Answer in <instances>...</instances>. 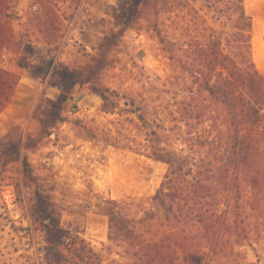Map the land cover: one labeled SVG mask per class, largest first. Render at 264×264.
<instances>
[{
  "label": "rangeland",
  "instance_id": "1",
  "mask_svg": "<svg viewBox=\"0 0 264 264\" xmlns=\"http://www.w3.org/2000/svg\"><path fill=\"white\" fill-rule=\"evenodd\" d=\"M3 2L0 70L20 79L0 114V264H47V222L36 214L38 193L48 197L64 230L101 252L108 242V204L147 201L169 171L147 157L148 128L139 116L152 128L153 122L172 126L165 120L197 90L191 61L177 50L186 41L179 22L192 21L194 10L202 17L211 10L205 0ZM244 6L253 20V59L264 75V0H245ZM164 22L170 57L163 51ZM183 48L188 55V46ZM57 67L94 72V84L118 93L117 108L104 111L86 76L64 107L65 122L43 136L39 121L47 104H38L43 94L49 100L60 94L52 87ZM183 130L167 132L163 146L190 156ZM235 251L242 255L224 264H264L258 245Z\"/></svg>",
  "mask_w": 264,
  "mask_h": 264
},
{
  "label": "trees",
  "instance_id": "2",
  "mask_svg": "<svg viewBox=\"0 0 264 264\" xmlns=\"http://www.w3.org/2000/svg\"><path fill=\"white\" fill-rule=\"evenodd\" d=\"M205 1L210 14L202 17L194 10L192 21L180 17L179 22L190 53L181 41L177 50L191 61L197 90L165 120L172 126L153 122L157 126L152 128L139 116L148 128L147 157L169 166L161 187L147 201L128 198L108 204V242L101 252L64 230L48 197L38 193L36 214L47 222V264H224L235 262L242 255L235 250L244 244L264 248V75L253 59V20L245 0ZM164 27L163 51L170 57L166 22ZM0 38H6L1 28ZM86 74L54 69L52 87L60 94L55 100L43 94L38 104V109L47 104L39 121L43 136L65 122L64 107L86 76L104 111L117 108L118 93L94 84V72ZM19 79L0 70V114ZM182 129L190 156L163 146L167 132ZM110 141L118 140L110 136ZM15 148L20 154V146Z\"/></svg>",
  "mask_w": 264,
  "mask_h": 264
},
{
  "label": "built area",
  "instance_id": "3",
  "mask_svg": "<svg viewBox=\"0 0 264 264\" xmlns=\"http://www.w3.org/2000/svg\"><path fill=\"white\" fill-rule=\"evenodd\" d=\"M33 9H34V11H37L38 10V6H35Z\"/></svg>",
  "mask_w": 264,
  "mask_h": 264
}]
</instances>
